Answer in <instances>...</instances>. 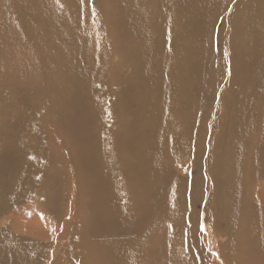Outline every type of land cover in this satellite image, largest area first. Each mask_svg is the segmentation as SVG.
<instances>
[{
	"label": "bare ground",
	"instance_id": "1",
	"mask_svg": "<svg viewBox=\"0 0 264 264\" xmlns=\"http://www.w3.org/2000/svg\"><path fill=\"white\" fill-rule=\"evenodd\" d=\"M210 221L264 264V0H0V264H218Z\"/></svg>",
	"mask_w": 264,
	"mask_h": 264
},
{
	"label": "rangeland",
	"instance_id": "2",
	"mask_svg": "<svg viewBox=\"0 0 264 264\" xmlns=\"http://www.w3.org/2000/svg\"><path fill=\"white\" fill-rule=\"evenodd\" d=\"M143 56H145V55H143ZM190 169H192V170H190ZM190 169H188V171L186 170L187 173H185L187 177L189 175L190 179H193V178L197 179L200 175H202V172H199L193 168H190ZM191 172H193V173H191ZM258 185H259V183H258ZM197 210L200 213V216L198 214V218H197L198 224L200 223V221H203V220L209 221L210 220V216L208 214H204V212H203L204 207L203 206L200 207V205H199L197 207ZM207 215H208V217H207ZM211 223L212 222L210 221V224L208 223V224L201 225V227H202L201 237H202V235L205 237V239L203 240V246L207 250V254H209L211 257L214 258V259L211 258L213 262H217L218 264H220L221 263V260H220L221 257L218 254L220 252H219V249L217 248V242L215 240V235L213 233L214 230H212L213 227H212ZM206 225H207V228H206ZM201 241H202V238H201ZM219 243L220 242H218V244ZM222 263H224V260L222 261Z\"/></svg>",
	"mask_w": 264,
	"mask_h": 264
}]
</instances>
